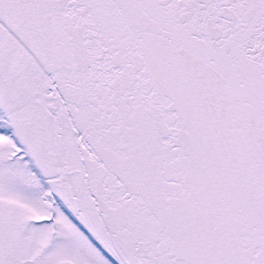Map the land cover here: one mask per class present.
Returning <instances> with one entry per match:
<instances>
[{"label": "snow or ice", "instance_id": "1", "mask_svg": "<svg viewBox=\"0 0 264 264\" xmlns=\"http://www.w3.org/2000/svg\"><path fill=\"white\" fill-rule=\"evenodd\" d=\"M0 264H264V0H0Z\"/></svg>", "mask_w": 264, "mask_h": 264}]
</instances>
